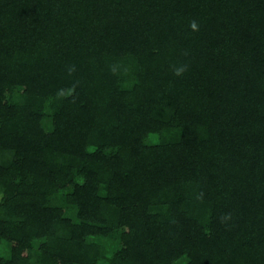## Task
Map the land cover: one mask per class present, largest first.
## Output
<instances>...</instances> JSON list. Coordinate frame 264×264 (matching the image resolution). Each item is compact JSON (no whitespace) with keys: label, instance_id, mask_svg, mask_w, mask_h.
Listing matches in <instances>:
<instances>
[{"label":"trees","instance_id":"16d2710c","mask_svg":"<svg viewBox=\"0 0 264 264\" xmlns=\"http://www.w3.org/2000/svg\"><path fill=\"white\" fill-rule=\"evenodd\" d=\"M0 264H264V0H0Z\"/></svg>","mask_w":264,"mask_h":264},{"label":"clouds","instance_id":"9594fccd","mask_svg":"<svg viewBox=\"0 0 264 264\" xmlns=\"http://www.w3.org/2000/svg\"><path fill=\"white\" fill-rule=\"evenodd\" d=\"M193 27H195V23L193 22V25H192Z\"/></svg>","mask_w":264,"mask_h":264}]
</instances>
